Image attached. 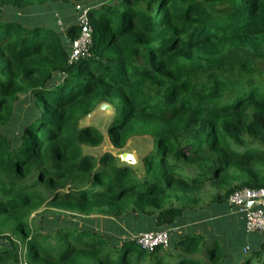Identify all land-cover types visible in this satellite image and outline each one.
Here are the masks:
<instances>
[{
	"label": "trees",
	"instance_id": "obj_1",
	"mask_svg": "<svg viewBox=\"0 0 264 264\" xmlns=\"http://www.w3.org/2000/svg\"><path fill=\"white\" fill-rule=\"evenodd\" d=\"M102 103L115 147L153 137L142 175L83 153ZM208 186L227 201L196 213ZM245 186L264 188V0H0V264H264V231L228 220ZM42 206L60 217L37 227ZM156 230L168 247L137 243Z\"/></svg>",
	"mask_w": 264,
	"mask_h": 264
},
{
	"label": "rangeland",
	"instance_id": "obj_2",
	"mask_svg": "<svg viewBox=\"0 0 264 264\" xmlns=\"http://www.w3.org/2000/svg\"><path fill=\"white\" fill-rule=\"evenodd\" d=\"M78 7L79 6H77V8ZM79 18H81L80 21L82 24H86L87 18L85 17V13L82 16H80ZM90 36H91V34H90ZM88 37L89 36L87 35V33H82L76 40L79 39V40L85 41L88 39ZM103 104H108V103H102L101 105L96 106V108L87 117H85L81 121L82 126H85V125L94 126L98 129L100 134H102V136H103L102 142L99 143L98 145H91V144L82 145L83 153L85 155H91V156L95 157L97 160H99L100 157L104 153L111 152L112 154H114L116 156L118 164L126 163L128 165H131L133 168H135L137 173L142 175L143 171H144V168L142 165V159L144 156H146L147 154H149L153 150V148H154L153 137L149 134L133 135L132 137H130V139L127 141V143L124 147H122V148L115 147L113 145V143L111 142V140L108 136V132H107L108 124L111 122V117L113 116L112 113H109L107 111L111 110L112 107L110 104H108V105H110V109H108V110L103 109V108H101V106ZM123 153L132 154L133 160H128V161L122 160L121 155ZM217 190L218 189H216L215 187H211V186L209 187L208 186L207 190L204 191V193H203V196H204L203 201L197 207H195V209H197V208L207 209L208 206L211 207V205L216 206L217 204L219 205V204L225 203L227 201L226 198H224L223 200H220V202L214 201V196L218 192ZM229 208L235 209L231 205L229 206ZM51 212H57L56 208H52V207H48V206H42L38 211H36L35 213L32 214V216L30 218V222L34 226L40 227V225H42L44 223V221L46 220L47 216L49 217V220H51L52 218H55V217L58 218L57 216H59V215L50 214ZM58 212L60 213V211H58ZM221 213L218 214L217 218H220L222 215L224 216V214L223 213L221 214ZM93 216L98 217V215H93ZM125 216H127V215H123V216L118 217V218L116 217V218H114V220L120 221ZM61 217L71 218V219L76 220L79 216L77 214H75L74 212H71V211H62ZM102 218H105V217H102ZM234 218H233V216L230 218L228 217L229 222L233 224V229L238 228V220H239V219H237L238 218L237 216H235ZM132 225L134 226V224H132ZM137 225H135L136 226L135 228H137ZM225 228L226 229L228 228L227 223L225 225ZM138 231L139 230H137V232ZM140 232H143V231H140Z\"/></svg>",
	"mask_w": 264,
	"mask_h": 264
},
{
	"label": "built area",
	"instance_id": "obj_3",
	"mask_svg": "<svg viewBox=\"0 0 264 264\" xmlns=\"http://www.w3.org/2000/svg\"><path fill=\"white\" fill-rule=\"evenodd\" d=\"M86 17V13H85ZM87 18V17H86ZM87 24V20H86ZM87 40H75L72 58H78L86 51L90 42V32ZM229 204L245 216V230L247 232L264 231V188L241 187L228 196ZM137 243L148 251L159 247H168L170 242L169 230L143 231L136 235Z\"/></svg>",
	"mask_w": 264,
	"mask_h": 264
},
{
	"label": "crops",
	"instance_id": "obj_4",
	"mask_svg": "<svg viewBox=\"0 0 264 264\" xmlns=\"http://www.w3.org/2000/svg\"><path fill=\"white\" fill-rule=\"evenodd\" d=\"M230 205V204H229ZM229 208V207H228ZM195 212L197 213V212H200L199 211V208H197L196 210H195ZM227 213H228V217L230 218V217H232L233 216V218L235 217V216H237L238 218L237 219H239L238 220V224L240 225V228H243L244 227V225H245V216H244V214L243 213H241V212H239V211H237V209H231V208H229L228 210H227ZM195 214V213H194ZM235 219V218H234ZM201 221H203L202 219H200ZM201 221H197V223L195 224H193L195 227H196V230L197 231H199V232H203L204 230L202 229V227H203V225H202V222ZM183 227H186L185 225H183V226H179L178 228H177V230L179 231H181V230H183Z\"/></svg>",
	"mask_w": 264,
	"mask_h": 264
},
{
	"label": "water",
	"instance_id": "obj_5",
	"mask_svg": "<svg viewBox=\"0 0 264 264\" xmlns=\"http://www.w3.org/2000/svg\"><path fill=\"white\" fill-rule=\"evenodd\" d=\"M101 108H103V109H110V105H108V104H103L102 106H101ZM121 159L122 160H124V161H128V160H133V155L132 154H130V153H123L122 155H121Z\"/></svg>",
	"mask_w": 264,
	"mask_h": 264
}]
</instances>
